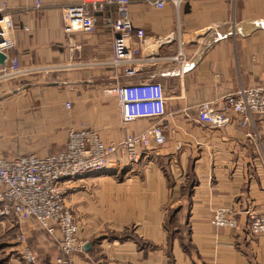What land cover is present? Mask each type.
Here are the masks:
<instances>
[{"label":"crops","instance_id":"crops-1","mask_svg":"<svg viewBox=\"0 0 264 264\" xmlns=\"http://www.w3.org/2000/svg\"><path fill=\"white\" fill-rule=\"evenodd\" d=\"M80 1L41 0L36 7V0H0L16 28V45L0 63V154L59 153L82 126L105 142L147 129L158 120L125 121L119 95L142 81L163 84L171 133L121 174L91 171L65 182L80 238L90 244L74 264H264V239L247 229L250 213L264 212V115L233 113L223 128L197 120L202 103L264 85V0L163 8L132 0L135 27L152 43L170 44L171 54L183 51V69L175 59L139 53L115 63L116 34L102 18L93 32L67 33L62 8ZM113 13L110 6L104 15ZM14 57L22 71L6 75ZM219 205L236 213L238 229L212 223ZM32 231L29 238L53 258L60 234Z\"/></svg>","mask_w":264,"mask_h":264},{"label":"built area","instance_id":"built-area-1","mask_svg":"<svg viewBox=\"0 0 264 264\" xmlns=\"http://www.w3.org/2000/svg\"><path fill=\"white\" fill-rule=\"evenodd\" d=\"M151 5L163 8L172 3L181 7L187 0H147ZM132 0H81L62 8L67 33L93 32L96 21L103 19L105 28L115 36L114 62L130 59L136 53L152 60L175 59L186 64L185 53L171 54L172 46L162 41H150L145 29L136 28L130 17ZM36 0V7H41ZM115 13L105 16L108 7ZM13 11L6 4L0 5V52L9 57V50L16 45V28ZM22 71L19 59H11L4 69L6 75H18ZM133 73L131 66L126 67ZM124 109V120L138 118L158 120L147 129L127 135L117 142H105L95 129L82 126L73 128L65 148L56 154L40 157L36 154H20L12 158L0 154V216L12 223L31 222L56 237L63 256L57 264H74L77 253L84 252L87 242L80 238V223L66 203L64 180L74 179L86 172L107 171L121 174L133 168L153 147L167 141L171 125L167 119V95L159 81L131 83L119 90ZM67 107H71L68 102ZM254 113L264 115V85L240 88L223 94L198 107V121L215 128L231 123L232 114ZM212 223L216 226L239 228L236 213L231 207L219 205L214 210ZM249 232L264 239V212H251L247 223ZM25 240V235L22 236ZM26 264H37L28 247L23 249Z\"/></svg>","mask_w":264,"mask_h":264},{"label":"rangeland","instance_id":"rangeland-1","mask_svg":"<svg viewBox=\"0 0 264 264\" xmlns=\"http://www.w3.org/2000/svg\"><path fill=\"white\" fill-rule=\"evenodd\" d=\"M66 181L68 180H64L63 186ZM9 222L8 220L6 221L0 217V264H26L22 258L24 247H28L35 255L37 264H45V261L48 259L49 261H58V259L63 256V253L59 249L58 240L57 243L55 242L57 248L51 247L50 249L51 251L58 249V251L54 254L53 258L50 259L46 255L48 254L46 249L40 246V244L35 240H31L29 238L28 233L30 230H33L32 232L35 231L36 227H38L36 224L26 222L23 224L18 223V225H16L15 223ZM47 233L49 234L48 231ZM23 235H25V240H22ZM3 244L11 246L3 247Z\"/></svg>","mask_w":264,"mask_h":264},{"label":"water","instance_id":"water-1","mask_svg":"<svg viewBox=\"0 0 264 264\" xmlns=\"http://www.w3.org/2000/svg\"><path fill=\"white\" fill-rule=\"evenodd\" d=\"M5 62H6V55L3 52H0V63L4 64Z\"/></svg>","mask_w":264,"mask_h":264},{"label":"trees","instance_id":"trees-1","mask_svg":"<svg viewBox=\"0 0 264 264\" xmlns=\"http://www.w3.org/2000/svg\"><path fill=\"white\" fill-rule=\"evenodd\" d=\"M31 240H33V237L32 238H30Z\"/></svg>","mask_w":264,"mask_h":264},{"label":"bare ground","instance_id":"bare-ground-1","mask_svg":"<svg viewBox=\"0 0 264 264\" xmlns=\"http://www.w3.org/2000/svg\"><path fill=\"white\" fill-rule=\"evenodd\" d=\"M22 258H23V256H22ZM24 259V258H23Z\"/></svg>","mask_w":264,"mask_h":264}]
</instances>
